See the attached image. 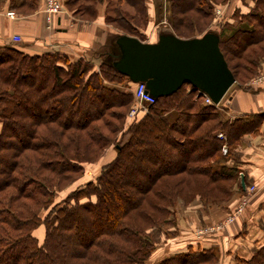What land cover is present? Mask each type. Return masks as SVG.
I'll return each instance as SVG.
<instances>
[{
    "label": "trees",
    "instance_id": "obj_1",
    "mask_svg": "<svg viewBox=\"0 0 264 264\" xmlns=\"http://www.w3.org/2000/svg\"><path fill=\"white\" fill-rule=\"evenodd\" d=\"M154 1V23L168 24L151 42L159 34L189 38L210 31L237 85L263 71L264 0H240L214 25L213 9L229 0ZM7 2L23 17L39 7V0ZM147 2L61 0L80 20L95 19L102 7L113 31L96 51L97 66L57 50L29 54L18 44L0 45V264L218 261L217 247L199 241L151 259L161 240L179 231L178 202L225 208L241 175L246 184L236 146L264 113L223 117L184 83L129 118L135 83L113 66L115 38L147 39ZM109 147L114 157L84 180L86 165ZM236 261L264 264V243Z\"/></svg>",
    "mask_w": 264,
    "mask_h": 264
},
{
    "label": "crops",
    "instance_id": "obj_2",
    "mask_svg": "<svg viewBox=\"0 0 264 264\" xmlns=\"http://www.w3.org/2000/svg\"><path fill=\"white\" fill-rule=\"evenodd\" d=\"M8 5L7 0H0V45L18 44L29 54L57 50L67 54L72 60L81 57L97 66L99 58L96 51L113 31V28L103 20L102 7H99L97 17L90 21L75 19L67 11L60 13L54 17L52 28H49L42 11L43 0H39L37 10L24 17L7 15ZM147 5L151 19L144 32L148 34L147 41L151 42L155 40H150L154 12L151 0H148ZM13 35H18L20 40L14 41ZM219 106L222 116L229 119L262 114L264 84L251 86L246 82L241 87L234 83L221 99ZM236 147L241 155L240 167L245 174L246 184L243 182L244 185L239 187V190L236 187L234 196L225 208L213 206L205 211L198 201L187 205L178 202L175 211L176 227L179 231L161 240L153 251L151 261L169 252L183 249L185 244L199 241L204 246L217 247L219 257L215 264H237L236 258H249L264 243V114L256 130L243 134L241 142ZM113 157L114 151L109 147L99 162L88 166L96 170L98 165ZM249 183L255 185V193L248 200L244 211L226 226L224 231L199 238L192 234L191 230L197 225L224 219L227 212L232 210L233 201L237 200L238 195L245 193Z\"/></svg>",
    "mask_w": 264,
    "mask_h": 264
},
{
    "label": "water",
    "instance_id": "obj_3",
    "mask_svg": "<svg viewBox=\"0 0 264 264\" xmlns=\"http://www.w3.org/2000/svg\"><path fill=\"white\" fill-rule=\"evenodd\" d=\"M217 37L210 31L189 38L159 34L155 42H149L121 34L115 38L119 57L113 66L131 82H144L154 98L187 83L216 104L235 82ZM240 185H244L242 176Z\"/></svg>",
    "mask_w": 264,
    "mask_h": 264
},
{
    "label": "built area",
    "instance_id": "obj_4",
    "mask_svg": "<svg viewBox=\"0 0 264 264\" xmlns=\"http://www.w3.org/2000/svg\"><path fill=\"white\" fill-rule=\"evenodd\" d=\"M42 11L44 12L45 21L47 23V27L52 28L53 19L55 16L59 15L60 13H65L66 9L63 7L61 0H44L43 2V8ZM216 13H220L219 8L216 9ZM7 15L10 17H15L13 11H8ZM162 22H165V19L162 20ZM12 39L14 41H19L20 37L18 35H13ZM247 84L249 85H263L264 84V71L258 73V75H255L251 79L247 81ZM133 97H134V103L129 110L128 115L134 116L139 111L145 112L147 110V105L151 104L154 101V97L150 95L148 90L146 89V86L144 82H137L135 83L134 87L131 90ZM199 93V91L197 90ZM203 96V103L213 105L220 108L219 103H213L211 99L207 96L205 93H201ZM216 136L220 139H225V136L222 132L216 133ZM225 145H222V152L224 153L226 151ZM256 190V187L254 184H251L250 186H246L245 188V194L242 195L236 205V207L230 211L227 215H225V218L221 221L215 222V223H207L203 225H197L195 226L191 231L192 234L195 235L197 238L204 237L206 235L216 233L218 231H222L228 226L230 223H232L239 214H241L247 203H248V195L253 193Z\"/></svg>",
    "mask_w": 264,
    "mask_h": 264
},
{
    "label": "rangeland",
    "instance_id": "obj_5",
    "mask_svg": "<svg viewBox=\"0 0 264 264\" xmlns=\"http://www.w3.org/2000/svg\"><path fill=\"white\" fill-rule=\"evenodd\" d=\"M44 2V0H43ZM153 2L155 3L154 0H151V5L153 6V11H154V5H153ZM240 3V0H229V2H226L225 4H223L222 6L220 5L219 7H216L215 9H213V18H212V22L210 24L214 25V24H218V23H222L223 20H224V17L228 16L229 14H231V12L235 9V6L236 5H239ZM219 8L220 10V13H216V9ZM9 11H12V10H9ZM14 13V12H13ZM15 15V13H14ZM153 18H154V13H153V16H152V21H151V35H150V40H153L155 39L156 37V34H157V30H158V27L159 26H163V25H166L168 24L166 22V19H165V22H162L161 21V24H155L154 21H153ZM160 30V29H159ZM200 36V35H199ZM147 40V39H146ZM262 72V71H261ZM258 75V74H257ZM254 77V76H253ZM129 117H132V116H129ZM95 175V168L91 167V166H88L86 165V172H85V177L83 178L84 180L87 179V178H91ZM82 181V179H81ZM79 181V183L81 182ZM251 184L253 183H249L248 185L250 186ZM247 185V186H248ZM66 191H62L60 193L57 194V197H56V200L59 201V199H61L63 197V194L65 193ZM255 193V191L253 193H251L250 195H248V200L252 197V195ZM245 194V193H244ZM242 194V195H244ZM242 195H238L237 197V200L233 201L234 202V206L232 207V210L236 207L240 197ZM247 206V205H246ZM37 234H41V230H39L37 232Z\"/></svg>",
    "mask_w": 264,
    "mask_h": 264
}]
</instances>
